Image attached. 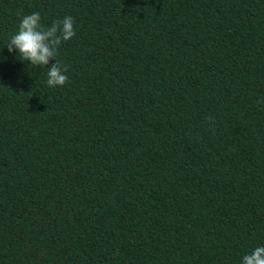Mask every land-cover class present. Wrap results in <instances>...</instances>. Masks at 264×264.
<instances>
[{
	"label": "trees",
	"instance_id": "trees-1",
	"mask_svg": "<svg viewBox=\"0 0 264 264\" xmlns=\"http://www.w3.org/2000/svg\"><path fill=\"white\" fill-rule=\"evenodd\" d=\"M32 12L75 22L62 87L54 61L5 48ZM257 246L264 0H0V264H240Z\"/></svg>",
	"mask_w": 264,
	"mask_h": 264
},
{
	"label": "clouds",
	"instance_id": "clouds-1",
	"mask_svg": "<svg viewBox=\"0 0 264 264\" xmlns=\"http://www.w3.org/2000/svg\"><path fill=\"white\" fill-rule=\"evenodd\" d=\"M74 23L71 16H65L45 27L39 12L25 14L20 18L17 30L9 37L5 48L10 54L15 52L19 61L33 68L45 67L54 61L47 68L46 83L49 87H62L68 82L67 68L56 57L62 42L76 35ZM214 126L212 121L211 127ZM240 264H264V246H257L243 255Z\"/></svg>",
	"mask_w": 264,
	"mask_h": 264
}]
</instances>
